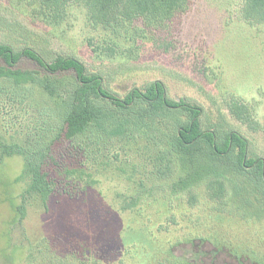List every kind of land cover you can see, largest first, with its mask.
Returning a JSON list of instances; mask_svg holds the SVG:
<instances>
[{
	"label": "rangeland",
	"instance_id": "1",
	"mask_svg": "<svg viewBox=\"0 0 264 264\" xmlns=\"http://www.w3.org/2000/svg\"><path fill=\"white\" fill-rule=\"evenodd\" d=\"M241 4L191 0L169 27L128 41L103 30L83 2L70 4L60 25L45 27L22 0H0V41L75 56L102 73L118 96L161 81L170 98L200 105L204 127L221 138L238 133L248 157L264 161V25L244 22ZM34 99L45 103L38 111L52 106L39 90ZM96 104L102 127L94 122L70 142L81 150L76 159L61 156L63 144L57 150L48 167L55 188L46 202H23L20 156L0 160V264H50L67 256L89 264H264V198L253 181L229 178L216 160L179 158L164 131L143 124L138 107L117 112ZM236 109L246 115L238 119ZM13 113L0 105V140L20 141L41 126L40 118L34 127L28 115L16 121ZM157 152L170 159L169 168L154 161ZM63 164H74L75 179L57 173Z\"/></svg>",
	"mask_w": 264,
	"mask_h": 264
},
{
	"label": "trees",
	"instance_id": "2",
	"mask_svg": "<svg viewBox=\"0 0 264 264\" xmlns=\"http://www.w3.org/2000/svg\"><path fill=\"white\" fill-rule=\"evenodd\" d=\"M22 1L30 8L32 20L45 27L60 25L69 5L83 2L103 30L117 39L126 38L128 41L136 37L145 38L147 29L169 27L191 6V0ZM240 16L250 25H264V0H242ZM136 21L141 25L137 26ZM21 63H31L36 69H22ZM35 90H39L52 105L47 106L46 111H38V104L45 103L34 99ZM96 102H105L117 112L140 108L143 110V124L164 131L170 148L179 158L189 160L196 156L203 160H216L226 166L229 178H242L240 182L245 179L253 181L255 186L251 188H256L259 196L264 198V161L248 157L247 140L236 132H229L221 138L215 130L204 127L200 105L170 98L161 81L149 82L141 88L134 87L118 96L108 87L102 73L88 69L75 56H49L31 47L16 48L0 41V105L12 109L15 120L19 119V115H28L29 123L33 121L34 127L38 119H42L37 131L32 128L36 133L31 134L30 127L20 141L0 140V160L13 155L23 159L21 178L26 182L21 195L23 202L27 198L46 202L55 188L48 167L54 162L57 150L63 144L61 156L76 159L81 150L77 151L70 142L84 134L94 122L102 127L104 114ZM236 110L238 119L246 115L243 110ZM182 117H185L184 120ZM44 127L49 128V138L43 133ZM57 143L60 144L58 147ZM154 161L159 165L167 164L165 168L171 165L163 152H157ZM68 165H56L57 173L60 171V176H65L66 180L75 179L79 171L74 164ZM215 175L218 176V173ZM139 186L142 188L141 184ZM239 186L240 183L234 184L236 189ZM216 194L219 196V193ZM17 213L22 218L24 207H17ZM50 264L89 263L67 256Z\"/></svg>",
	"mask_w": 264,
	"mask_h": 264
}]
</instances>
